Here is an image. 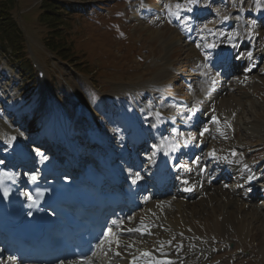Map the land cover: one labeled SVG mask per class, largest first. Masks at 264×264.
Here are the masks:
<instances>
[{
  "label": "rangeland",
  "instance_id": "rangeland-1",
  "mask_svg": "<svg viewBox=\"0 0 264 264\" xmlns=\"http://www.w3.org/2000/svg\"><path fill=\"white\" fill-rule=\"evenodd\" d=\"M42 1L16 0L12 19L19 27L20 36L14 32L15 35H10L11 41L5 42L4 46L0 30V122L3 123H0V127H11L12 130L20 132L26 140L33 137L38 138L40 143L42 140L47 143L54 138V126L61 127L59 122L54 126L51 124V120L56 122L57 118L48 119L59 110L60 114L65 116L62 121L66 123L65 128H68L70 136L77 134L75 139L82 143L79 141L78 127L72 121V117L77 113L75 109L78 99L85 103L87 112L91 113L94 120L103 124L102 134L113 125L122 124L121 119L135 115L139 119L150 117L155 113L151 109L156 108L158 104L170 110L174 103H180L177 107L174 105L175 108L189 103L192 87L198 82V77L194 75L198 60L191 48L196 50L199 41H186L184 29L180 26L186 17L189 21L193 19L192 13L190 16L189 11L181 10L180 19L169 15V8L175 12L177 3L187 6L188 0H60L64 8L61 17L43 15ZM207 1L209 0H199L191 7L206 8ZM211 1L212 12L208 13L210 15L203 17L201 21H195L196 25L201 27L200 34L213 32L218 26V21L232 17L231 14L235 13L243 15L246 31H254L257 19H254V15H250L249 11L256 7L257 0H229V5L225 0H221V5L218 0ZM190 22L187 26L195 24L194 21ZM56 23L58 24L55 25ZM55 26L58 28L52 36L53 40H48L50 31L54 32ZM257 27L259 31L256 36L259 39L256 42L253 40L252 43L259 47L257 50H261L264 49V23L258 24ZM191 33L192 30L189 34ZM174 34H179L182 39L176 40ZM191 36L193 38L192 34ZM18 40L21 42L18 48L20 51L16 49ZM56 45H63L66 49L58 54L59 52L51 49L56 48ZM22 50L21 55L25 58L20 61L19 52ZM28 62L35 66L32 70L22 67L27 66ZM39 69L46 73L44 78H38ZM256 76L259 78L253 81L254 85L240 89L231 79L230 85L233 89L227 90L222 97L227 99L236 95L239 99L240 106L239 103L236 104L238 107L234 113L237 112L238 118V134L235 141L246 144L253 162L263 169L264 59ZM166 98L168 100L164 101ZM50 105L55 106L51 107L55 108V112L49 109ZM165 108L163 109L169 111ZM38 112L40 114L37 118ZM80 116L83 117L82 114H77L76 122ZM84 119L89 121L85 115ZM144 122L145 120L140 121L137 125L139 131L135 126L125 132L128 136V132H134L131 137L136 139L141 138L144 133L149 136L153 131H144L141 126ZM128 124L131 126V123ZM180 125H183L182 122ZM62 134L60 129L59 135ZM87 136L90 139L88 133ZM116 136L112 139V144L107 142V146H113L117 151L121 149L118 148L120 139L116 142ZM128 145L124 144V147L127 148ZM206 146L212 149L209 144ZM231 180L237 183L236 179ZM218 186L219 183L213 186L210 192H217ZM231 186L226 187L230 196L234 191ZM218 198H211V202L206 201L207 197L202 200L200 196L191 199L187 215L183 219L184 227L193 225L194 220L203 222V218L209 216V219H214L217 209H220L222 215L230 211L235 213L237 210V221L244 219L240 223L245 224L251 231L248 235H242L237 232L238 226L236 231L234 229L230 232L227 239L211 237L198 241L193 237L186 245L190 244L198 250L194 251L193 257L189 259L196 263L264 264V209L255 206L253 202L242 200L239 206H231V203L227 206ZM203 200L206 206L200 205ZM254 210L258 212L256 218L252 215ZM199 212L202 213V221L196 217L201 216ZM210 233L212 232H208ZM0 264L7 262L1 261Z\"/></svg>",
  "mask_w": 264,
  "mask_h": 264
},
{
  "label": "bare ground",
  "instance_id": "bare-ground-1",
  "mask_svg": "<svg viewBox=\"0 0 264 264\" xmlns=\"http://www.w3.org/2000/svg\"><path fill=\"white\" fill-rule=\"evenodd\" d=\"M205 11L206 10H202L199 13L198 12H195V13L201 14L202 12H205ZM207 11H209V10H207ZM200 16H203V15L201 14ZM231 16L232 17H227V19L222 18L220 20V23L218 26L219 28H218V30L214 31L213 38H212V35H210L208 38L204 39L206 34H210L208 32L205 33L204 36H200V40L202 41L201 42L202 47L204 48V51L207 52L208 56L207 55L206 56L209 58V62L217 60L219 58V56L223 53L220 50H217L218 49L217 46L219 44L220 45L225 44V46L231 45L233 47L232 51L237 50L239 47L241 49H243V48L247 49L246 52H243L240 50V52L236 53V55L234 56V60H236V58L239 59L242 63H244V65H245L244 67L247 70L248 68H250L251 63H254V60L256 58L258 60V54L253 52V49L250 47V45L248 43L249 37L247 36V33L244 32L242 29L243 27H242V24L239 20V16H235V15H231ZM197 17H198V15H197ZM230 18H231V20H230ZM233 33H235L236 35H232ZM173 37L176 40L178 38L182 39V37H179V34H174ZM188 39L189 38H187V40ZM206 39H208V41H206ZM210 45H215V47H210ZM193 48H191V52L193 54H195L196 59L198 61H203V59L201 58L202 53L200 51L195 50V48L194 49ZM248 53H251V59L248 58V55H247ZM241 55H242V57H241ZM246 70H244V72H243V70H241L239 73L240 77L235 79V81H236L235 85H237L238 89L242 88V86L246 87L248 84H251L256 78H259L258 76H256L255 73L254 74H251V73L247 74ZM40 71H41V69H40ZM196 72H197L196 74L198 76H200V74H201V76L199 77L200 85H199V87L192 89L191 93L194 95V99L192 100V102L189 105L185 106V108H189V112L187 113V118L185 117V114H184L186 112V109L185 110L183 109V111H180L179 109L171 108L169 111H166L163 109V107H159L158 109L154 110L155 115L151 116V119L146 120L144 123H142L141 126L144 129V131H148V130L150 131V129H151V131H153V135L151 137V140H152L153 144H157L158 150L160 149V147H159L160 143L166 137L171 139V140L175 139L180 144H185V145L186 144L188 145V142H192V143L196 142L195 148L197 150H198L197 145L199 142H204L205 148L207 147L206 145L209 144L212 147V149L209 148L208 153H206V155L202 157L201 162L199 164V168L201 169L202 165H206L207 161H209V162L212 161L211 163H215V159L220 158V159H222L221 162H224V163L228 162V165H225L220 169V167H221L220 163L217 162L215 168L220 169L222 173L225 172V174H232L237 170L238 167H246L247 166V164L245 162H243V160L240 157L233 159V160L231 159L232 152L234 150H238L242 154L246 153V151H245L246 146L240 142H236L235 141L236 139H235L233 141L224 142L223 143L224 149L222 150L220 147H218V145H214L212 138H210L208 134H211V137H213L214 133L216 134V132L218 131V126L220 124L223 126V129L229 128V125L231 124V119L234 116L236 108L238 107L237 106L238 103L240 106V101L236 97V95L232 96L231 98H227V99L223 98L222 94L224 92H226L227 90H230V88H226V87H224V85H222V88H221L219 94L217 95V98H215V100L217 99L215 105L213 107H209L210 101L207 99L205 94L210 91L208 89V85L209 84L213 85L216 83H215L214 79H210L209 72L207 71V69L205 71V64L204 63L200 64L197 67ZM253 72H254V70H252V73ZM164 74H166V73H164ZM251 85H249V86H251ZM205 103L208 106V109H206L205 112H210V115H209L210 118L213 116L216 117V119H215L216 123L210 125L209 127L207 126L205 128V129H207V131L205 132L204 131L205 129H204L203 130L204 134L200 135L199 137L196 135H193V133L182 134L179 130L180 124L178 122L183 121L182 124H184L188 127H192L191 123H193V121H191L189 118L190 114L194 113V112H198V109H200V106L205 105ZM51 107H55V106H52V105L49 106V109H51V111L55 112V108H51ZM213 108H214V111H212ZM157 111L165 112L169 116V121L168 122L167 121H159V119L156 117ZM88 113L89 112H87V107L84 105L83 110L80 113L83 115V117L80 116V119H78L76 122V127H78V129H77L78 136L80 137L79 141L82 142V144H84L85 147L87 145H89V139H88L89 137L87 136V133L91 128V123L92 122L95 123V120L92 116H91V118L88 119L89 120L88 122H87V120L84 119V115L88 114ZM223 116H226L225 120L223 119ZM76 118H77V116H76ZM195 118H199V117L197 116ZM123 122H124V124L122 126L119 125L116 128L112 127L110 129H106L105 132L103 133V136H104L105 140H107L109 145H110V142L112 144V141H113L112 139L114 138V136H116V135L119 136L120 142H119L118 148L121 150H117V151L115 150V152L117 153L116 154L117 156H119L120 153L123 150H125L126 147H124V144L128 145V144L134 143V142L141 143L140 138L136 139V137L128 136L127 132H125V131H127L128 128H130V126L128 124V121L123 120ZM129 123H131V122H129ZM153 123L156 124V128L155 129L153 127L148 128L150 126V124L153 125ZM137 124H140V122H138ZM170 125L172 127L173 132L170 135H167V133H163L162 134L163 136L160 135L161 134L160 132L162 131V129H164V127H169ZM8 129H9L8 127H0V149L13 153L15 148H16V150L21 148L20 145H21L22 139L18 135V132H15V133L10 132V131H7ZM145 129H148V130H145ZM139 130H140V128L137 129V131H139ZM156 131H157V133H155ZM219 131H221V130H219ZM219 131L217 132L218 135L219 134L224 135L223 133H219ZM123 132H125V133H123ZM122 133H123V135H122ZM128 133H130V132H128ZM158 133H159V135H158ZM146 134L147 133H144L143 136H147ZM237 134H238V132H237ZM12 138H15V139H13V141L9 143V141ZM222 141H224V139ZM213 151L216 152V155L214 156V158H211L210 153ZM198 152L200 153V150H198ZM76 155L78 156V154H76ZM201 163H204V164L201 165ZM218 169L215 171L216 173L219 172ZM201 170H200V173H201ZM211 172H212V169L209 168L208 174L205 175V178H200L201 180L198 183L199 186L201 183L204 184L203 188L199 187V190H197V192L199 191L200 195L204 196V198H201L200 200L205 199L207 197L208 200H206V201L211 202L210 201L211 198L217 199L219 197L218 199H221V202L224 203V205L230 206V203H231V206L233 204H235V206L236 205L239 206L240 202L242 200L241 197H238L236 194H233L230 196V194L226 192L224 186L216 187L217 192H214V193L210 192V190L212 189V187L215 184V183L213 184V182L216 179V176H214L212 179H210L208 177ZM236 172H238V171H236ZM178 174H180V173H178ZM252 174H253L252 169H248V167H247L246 171L244 172V174L241 176V179H240L239 186L241 187L242 190L250 189L249 185L245 184L244 179L248 178V181H249L250 177H251V179L254 178V175H252ZM199 177H200V175H199ZM189 178H190L192 184L197 182L196 178H193V177H189ZM171 181H172V183H174V180H171ZM178 190H179L178 187L168 189V190H166L164 195H161V197L158 196L160 192H158V191L156 192L155 199L157 198L158 200H156L157 202L155 203V205L158 207L161 205H162V207L168 206L164 210L165 213L158 212L157 208L154 209L155 205H154V203H152L151 204L152 206L148 210L142 209L138 212V213L141 212L138 216L139 217L138 221L132 223V217H134L138 214H134L132 217H126L125 220H122L123 223L120 224V226L113 231L119 237L120 246L117 248L116 245L113 244L111 246L113 251L107 252V254H105V252H102L99 249V253L96 256H93L89 259L92 261V264H134V261H135V264H145V261H150V260L151 261L166 262L164 259L167 257H174L175 258V261L173 264H187L188 263L187 262L188 261L187 260L188 254H191V252L193 250V249H190V246L186 245L188 242V239H186L187 235H192V236H195L196 238H207L208 239V238H211L212 236H215L217 238L227 239L230 235V232H232V230H234V229H235L234 231H236V228L238 226L239 227L237 229V232L241 233L242 235H248L250 233L251 230L248 229V227L245 226V224L242 225V223H240L241 220H244V219H240V222L237 221V220H239V219H236V215L239 212L237 210L235 211V213L230 211V212H228V213L226 212L225 214L222 215L220 213L221 212L220 209L219 210L217 209V211H216L217 215H215L216 217L214 219H209L210 216L208 218H203L202 213L199 212L201 214V216L199 217L198 214H197L198 216H196V215L195 216L198 219L200 218L201 221H202V218L205 220L203 222L194 220L193 225H190V227H184L185 225L183 224V222H184L183 219L187 215V212H188L187 210L190 206V204H189L190 200H186V198L181 193V191L180 190L178 191ZM240 196H242V195H240ZM212 201H213V199H212ZM162 202H166V204L163 205ZM204 203H206V202L203 200L202 204H200V205L206 206ZM211 205H213V203ZM204 210H206V208ZM242 210H243V208H241V211ZM254 211L252 212V215L254 217L255 216L257 217L258 212L255 211V213H254ZM219 214H220V216H219ZM127 223H129L128 227H124V225H126ZM146 224H148L147 228H145ZM127 229H139L140 231L129 232V231H127ZM208 232H212V233H210L212 235L208 234ZM158 241L160 242V244ZM135 242H138V246L144 245L145 247L138 249V246L134 245ZM117 251L120 253L119 256L115 255V252H117ZM2 252L6 253V251L4 249H2ZM144 252L151 253V258L144 257L142 255V253H144ZM12 264H16V263L12 261ZM61 264H70V263L69 262H63ZM170 264H172V263H170Z\"/></svg>",
  "mask_w": 264,
  "mask_h": 264
},
{
  "label": "snow or ice",
  "instance_id": "snow-or-ice-1",
  "mask_svg": "<svg viewBox=\"0 0 264 264\" xmlns=\"http://www.w3.org/2000/svg\"><path fill=\"white\" fill-rule=\"evenodd\" d=\"M199 2V0H188V5H182L180 3H177L175 5L176 11L173 12L171 10V8H169V15L175 17L176 19H180V11L186 9L187 11L191 12L192 11V5H195ZM225 19H227V17H225ZM189 22V19L186 17L183 21L185 27L187 26ZM232 35H236L235 33H233ZM199 47V45H197ZM210 47H215V45H210ZM248 58L251 59V53H248ZM207 59V57H205ZM157 117H159V113H157ZM213 121L215 122V117H213ZM205 132L207 131V129L204 130ZM204 133L202 132L201 135H203ZM15 139V138H13ZM10 143V142H9ZM160 147H165L167 150L169 151H175L176 148L178 147V145L176 144V142L174 140H171L169 138H164V140L162 141ZM38 155L41 156V159H45V157L43 156L42 153H37ZM210 155H214V153H210ZM149 159H151V157H149ZM141 177L139 175V173H136L132 179V183L135 184L137 183L138 180H140ZM251 179V177L249 178ZM29 180L32 181L33 183L36 182L37 177L35 175L29 176ZM185 184H187V181H184ZM190 190V189H189ZM113 224L117 225V227L120 226V224H122L123 222H117V221H113ZM143 223V222H142ZM127 231L131 232V231H140L139 229H127ZM115 244L116 247L118 248L120 246V241H119V237L116 235V233H114L112 231L111 228H109L107 230V232L104 233L103 238L100 240L99 244L97 245V247L102 251L105 252V254H107V252L113 251L112 249V245ZM115 255L119 256L120 253L117 251L115 252ZM142 255L144 257H149L151 258V253L149 252H144L142 253ZM70 264H92V261L89 259H81L79 261H75V262H70ZM135 264V261H134ZM145 264H170V262H162V261H145Z\"/></svg>",
  "mask_w": 264,
  "mask_h": 264
},
{
  "label": "trees",
  "instance_id": "trees-1",
  "mask_svg": "<svg viewBox=\"0 0 264 264\" xmlns=\"http://www.w3.org/2000/svg\"><path fill=\"white\" fill-rule=\"evenodd\" d=\"M16 0H0V30H2V36H1V40H2V44L3 46L5 45V42H9L11 41V36L10 35H15L14 32L18 33L20 36V30L19 27L16 23V21H13V14L12 11L16 5ZM62 3L60 2V0H43L41 2V8L44 9V13L43 15H52L53 17H61L62 14V10L64 9L62 6ZM58 23H56L55 25H57ZM2 28V29H1ZM58 28L57 26L54 27L53 31H50V35L48 40H53L52 36H54L55 29ZM11 37V38H10ZM17 37V35H16ZM16 49L18 51H20L21 49H18L21 45V42L18 40V42H16ZM56 48H51L52 50H56V52H59L58 54L61 53L62 50H65L66 47H63V45H56ZM59 50V51H58ZM23 52V50L21 52H19V59L20 61L24 60V56L21 55ZM18 55V56H19ZM63 56V55H61ZM23 68H26L27 70H32V65L30 62H28L27 66L24 65L22 66Z\"/></svg>",
  "mask_w": 264,
  "mask_h": 264
}]
</instances>
